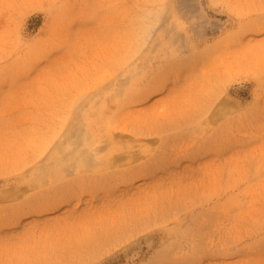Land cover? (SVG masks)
<instances>
[{"label": "rangeland", "instance_id": "rangeland-1", "mask_svg": "<svg viewBox=\"0 0 264 264\" xmlns=\"http://www.w3.org/2000/svg\"><path fill=\"white\" fill-rule=\"evenodd\" d=\"M0 264H264V0H0Z\"/></svg>", "mask_w": 264, "mask_h": 264}, {"label": "bare ground", "instance_id": "bare-ground-1", "mask_svg": "<svg viewBox=\"0 0 264 264\" xmlns=\"http://www.w3.org/2000/svg\"><path fill=\"white\" fill-rule=\"evenodd\" d=\"M88 106H89V105H88ZM71 108H72V107H71ZM85 111H86V110H85ZM82 112H83V111H82ZM82 112H81V113H82ZM70 113H71V112H70ZM84 113H85V112H84ZM88 113H89V111H88ZM83 116H84V115H83ZM83 121H84V119H83ZM64 126H65V124H64ZM59 133H60V132H59ZM92 133H94V132H92ZM72 138H73V137H71V139H72ZM95 138H96V137H95ZM83 139H84V138H83ZM53 140H54V139H53ZM53 140H52V141H53ZM73 140H74V139H73ZM104 141H105V140H104ZM100 142H101V140H100ZM51 143H52V142H51ZM51 143H50V144H51ZM83 143H84V142H83ZM64 144H65V143H64ZM93 144H94V143H93ZM84 145H85V144H84ZM102 145H103V144H102ZM68 146H69V145H68ZM70 146H71V144H70ZM86 146H87V145H86ZM67 148H68V147H67ZM82 148H83V147H82ZM102 148H103V147H102ZM102 148H101V149H102ZM92 149H93V148H92ZM99 149H100V148H99ZM64 150H65V149H64ZM68 150H69V149H68ZM73 150H74V149H73ZM74 151H75V150H74ZM77 152H78V151H77ZM80 152H81V151H80ZM49 153H50V152H49ZM87 153H88V152H87ZM50 154H51V153H50ZM77 155H79V154H77ZM83 155H84V154H83ZM83 155H81V156H83ZM91 155H92V154H91ZM59 156H60V155H59ZM86 156H87V155H86ZM89 156H90V155H89ZM78 158H79V157H78ZM78 158H77V159H78ZM77 159H76V160H77ZM68 160H69V159H68ZM68 160H67V161H68ZM76 160H75V161H76ZM88 160H89V158H88ZM79 161H80V160H79ZM82 162H83V161H82ZM86 162H87V160H86ZM102 162H103V161H102ZM64 163H65V162H64ZM83 163H85V162H83ZM83 163H82V164H83ZM91 163H93V162H91ZM77 164H78V163H77ZM87 164H88V163H87ZM62 165H63V164H62ZM85 165H86V163H85ZM97 165H99V164H97ZM97 165H96V166H97ZM80 166H81V165H80ZM81 167H82V166H81ZM89 167H90V166H89ZM64 170H65V169H64ZM54 171H55V170H54Z\"/></svg>", "mask_w": 264, "mask_h": 264}]
</instances>
